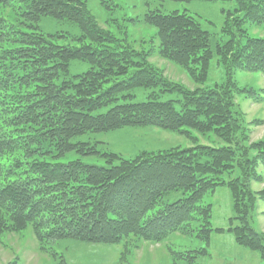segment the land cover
Instances as JSON below:
<instances>
[{"label": "trees", "instance_id": "obj_1", "mask_svg": "<svg viewBox=\"0 0 264 264\" xmlns=\"http://www.w3.org/2000/svg\"><path fill=\"white\" fill-rule=\"evenodd\" d=\"M160 1H235L239 14L264 23V5H254L255 0ZM17 6L24 25L44 18L67 21L92 44L58 47L52 42L55 35L22 32L0 15V161H6L0 165V216L7 219L3 227L13 233L30 228L43 246L74 240L124 247L130 242L163 244L172 235L189 236L201 227L196 237L208 245L211 229L198 226L200 218L208 223L212 211L203 205L204 199L218 188L232 189L226 177L241 169L230 148L198 146L123 160L77 140L129 127H154L212 133L230 144L237 123L227 101L229 87L188 93L174 86L166 94L179 100L136 102L131 92L168 88L153 68L139 67L130 75L129 67L136 68L135 57L145 65L155 55L200 84L207 81L217 56L226 70L237 65L242 72L264 74V39H251L241 47L234 34L214 54L209 34L192 18L154 11L142 21L156 31L157 45L148 53L136 52L98 24L85 0H0V9L15 11ZM228 25L226 20L225 28ZM33 27L27 29L37 32ZM75 62L89 70L71 76ZM112 77L124 79L105 88ZM258 146L262 150L254 166L264 167V143ZM70 156L76 159L62 162ZM94 157L105 164L83 162ZM173 193L181 198L167 202ZM260 197L264 200V191ZM239 230L230 228L236 242L264 261V235L250 231L253 239H244Z\"/></svg>", "mask_w": 264, "mask_h": 264}, {"label": "rangeland", "instance_id": "obj_2", "mask_svg": "<svg viewBox=\"0 0 264 264\" xmlns=\"http://www.w3.org/2000/svg\"><path fill=\"white\" fill-rule=\"evenodd\" d=\"M85 1L90 14L98 19V24L136 52L148 53L153 45H157L156 31L142 21L148 12L154 11L161 14L177 12L192 18L209 34L210 50L214 54L217 46L232 40L234 34L239 35L241 47L251 39H264V23H253L244 13L239 14L235 1L175 4L160 0H102L104 6L101 0ZM261 1L255 0L254 5H264ZM0 15L22 32L55 35L52 42L58 47L76 48L92 44L85 37L82 38L78 27L67 21L44 18L34 27L24 25L19 17L18 6L15 11L1 8ZM226 20H229V25L225 28ZM27 27L38 31L30 32ZM79 40L81 44L78 45ZM142 62L135 57L133 63L137 66L135 69H132L135 66H128L131 69L130 75L139 67L153 68L168 90L157 88L131 92L136 102H146L152 98H159L160 101L179 100L181 98L177 95L166 94L174 86L188 93L196 89H214L215 85L229 87L227 101L237 123L232 142L227 144L212 133L202 134L187 129L178 133L154 127H129L103 134H90L79 138L77 142L88 144L100 154H114L123 160H133L143 155L168 154L198 146L230 148L234 152L236 166L241 165V169L236 167L234 174L226 177L232 182V189L221 187L213 194L206 195L203 205L212 208L208 223L199 217L198 226L211 229L210 243L206 245L197 239L196 235L201 229L198 227L189 236L172 235L163 244L130 242L124 247L64 240L43 246L30 228L15 233L6 230L1 222L7 219L0 216V264H264L256 252L239 245L234 234L230 233V228L239 227L241 230L238 235L244 239L252 238L255 232L264 235V200L260 197L261 191H264V167L259 164L254 166L262 150L258 145L264 143V74L242 72L237 65L232 70H226L215 56L207 81L197 84L187 71L158 56L149 57L145 65ZM88 70L89 66L83 63L70 65L71 76ZM123 79L112 77L108 84L106 82L105 88ZM73 159L76 157L70 156L62 162ZM3 162L6 161L1 160L0 165ZM83 162L101 166L105 164L98 157L87 158ZM179 198L180 193H173L166 201L173 202Z\"/></svg>", "mask_w": 264, "mask_h": 264}]
</instances>
